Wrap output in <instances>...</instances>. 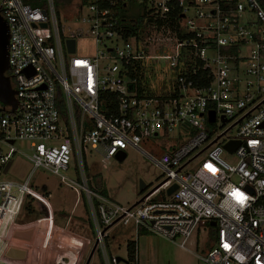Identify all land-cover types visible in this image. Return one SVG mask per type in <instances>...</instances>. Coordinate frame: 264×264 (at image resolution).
<instances>
[{"label": "built area", "instance_id": "obj_1", "mask_svg": "<svg viewBox=\"0 0 264 264\" xmlns=\"http://www.w3.org/2000/svg\"><path fill=\"white\" fill-rule=\"evenodd\" d=\"M131 1L89 0L76 19L64 21L54 0H45L46 10L22 0H0V18L9 34L6 76L17 102L15 111L0 105V264L21 262L6 257L10 248L23 250L26 261L33 251L34 261L45 264L55 229V244L70 238L75 250L90 245V239L65 235L66 230L55 226L47 189L29 187L37 169L83 196L104 264L127 263V258L109 259L105 251L103 231L116 224L172 243L180 238L182 250L193 233L207 230L195 242L204 249L195 255L201 263L264 264V8L259 0H136L145 3L153 18H166L173 4L179 8L189 37L179 40L170 31L154 32L173 44V55L160 59L177 68L185 48L210 79L201 87L195 72L191 77L180 74L177 96L139 97L127 67L142 60L143 52L133 40L123 39L114 9L118 4L127 9ZM67 40L74 41L72 53ZM209 111L215 114L213 123L207 121ZM222 126L226 128L220 131ZM184 127L189 129L183 142L160 158L140 148L160 133ZM16 141H27L31 151L27 159L32 170L23 183L2 177L17 152L12 147ZM227 143H235L232 152L223 148ZM127 148L146 156L165 175L142 202L130 207L101 194L87 161L90 154L109 160ZM223 153L233 161L225 162ZM70 172L73 178L67 176ZM172 185L176 189L167 195ZM28 202L37 203L33 206L39 217L20 222ZM136 263L135 251L130 264Z\"/></svg>", "mask_w": 264, "mask_h": 264}, {"label": "rangeland", "instance_id": "obj_2", "mask_svg": "<svg viewBox=\"0 0 264 264\" xmlns=\"http://www.w3.org/2000/svg\"><path fill=\"white\" fill-rule=\"evenodd\" d=\"M78 0H74L68 8L61 10L59 15L60 20H74L75 14L78 12ZM139 4H129L126 9L127 15H137L140 13ZM150 42L145 40L139 42L132 41L134 46H137L143 52L141 60L142 77L146 88L152 93H167L173 88L175 79V68L169 66V61L161 60L160 57L173 55V44L169 42L165 36L151 34ZM149 41V40H148ZM154 57V58H153ZM217 125L220 126L218 123ZM222 126L219 130L225 129ZM187 127L177 128L173 131L163 134L160 133L157 138L148 139L140 145V148L155 158L171 151L178 147L185 139V134L188 132ZM12 147L17 150L11 158V166L7 174L3 175L6 181L23 183L27 180L28 175L32 170L31 163L27 157L31 154L29 143L27 141H16ZM9 147H2L4 154L8 153ZM125 159L118 162L115 158L104 160L99 155L90 154L87 157L88 174L93 176L99 174L102 178L107 197L124 207H130L152 188L161 183L165 177L161 169L156 167L146 156L127 148L125 151ZM221 158L225 162H232L233 157L223 153ZM192 162L187 170L193 166ZM68 177L73 175L70 172ZM145 184V189L139 191V182ZM29 187L36 192H41L45 187L47 190L46 198L51 204L54 212L55 226L66 230L68 233L77 234L90 239V245L84 249L75 250L73 239L58 240L55 244V230L52 234V242L50 250L46 253L45 264H84L92 246L95 244V230L92 223L91 215L84 212L83 196L78 195L67 186L60 183L59 178L42 169H37L29 180ZM156 199H160V196ZM37 206V203H33ZM32 205V206H33ZM37 215L27 216L24 211L20 222H28L39 217L38 209H35ZM26 232V231H24ZM198 234V235H197ZM38 234L35 235V242ZM207 236V230L203 232H195L186 244L187 250L179 248L181 239L177 238L174 243L168 242L151 233L136 234L131 226L116 224L106 230V238L104 240L105 251L110 259L117 256L121 259H126L128 242H135L136 248V264H203L198 261L195 255H202L203 248L197 246L195 242L203 240ZM202 238V239H201ZM56 245L58 247H56ZM31 252V248L27 247ZM66 252V253H65ZM34 252H31V257L16 264H37L34 261ZM61 254H64L60 257ZM68 254V255H66ZM66 256V257H65ZM23 261V262H22ZM103 259L99 251H95L89 264H102ZM104 264V263H103Z\"/></svg>", "mask_w": 264, "mask_h": 264}, {"label": "trees", "instance_id": "obj_3", "mask_svg": "<svg viewBox=\"0 0 264 264\" xmlns=\"http://www.w3.org/2000/svg\"><path fill=\"white\" fill-rule=\"evenodd\" d=\"M24 4L30 7H39L43 10H46V2L45 0H22ZM74 0H54V6L57 15L59 16L61 10H65L69 6H71ZM78 9L84 7L89 3V0H78ZM129 4H137L136 0H132ZM140 13L137 15H127L126 9L123 8V4H118L115 6V12L117 16V24L122 30V37L125 41L133 40L135 42H139L140 40H147L148 37L151 36L156 31H161L163 29L164 32L170 31L172 35L177 37L179 40H183L189 37L184 29L181 26V18L179 8L173 4L171 7V12L166 18H153L148 16V12L146 9L145 3L139 4ZM79 16V11L75 14L77 18ZM181 58L179 60V65L175 68L176 75L173 82V88L167 93H152L150 92L143 82L142 77V66L140 61H133L130 66L127 67V78L128 80L134 84L136 87L137 95L139 97H174L177 96L176 91V77L180 74H184L187 77H191V74L195 72V79L199 80L198 86H207L210 79L207 77V73L199 69L195 65V61L190 57L189 53L185 48L181 49ZM109 96V94H107ZM111 95V94H110ZM59 111L62 117H65V109L62 104V101L59 102ZM103 109H107V104H103ZM208 126V125H207ZM209 128V126H208ZM91 176V175H90ZM92 177L93 183L100 190L101 194L107 196L106 190L102 181V178L99 174H95ZM44 190V189H43ZM36 208L32 206L31 202H28L24 207V213L27 216H35ZM146 234L144 231H139L138 235ZM213 239V231H211V238ZM127 249V263L130 264L134 261L135 258V242H128L126 245ZM103 264V262H102Z\"/></svg>", "mask_w": 264, "mask_h": 264}, {"label": "water", "instance_id": "obj_4", "mask_svg": "<svg viewBox=\"0 0 264 264\" xmlns=\"http://www.w3.org/2000/svg\"><path fill=\"white\" fill-rule=\"evenodd\" d=\"M68 29H66L67 32ZM9 41V34H8V26L7 24L0 18V105L5 108V107H10L12 111H15L17 107V102L14 97V92L11 89L10 86V81L9 78L6 76V72L8 70V42ZM66 45L68 48V52L72 53L74 52V41L73 40H67ZM215 120V114L213 111L207 112V121L208 123H213ZM218 138L213 140L211 144L215 143ZM210 144V145H211ZM235 143H227L223 146V148L228 151L232 152L234 149ZM126 155L125 153H121L115 156V159L118 162H122L125 159ZM12 162L9 161L6 166L3 169V174H7ZM145 189V184L140 181L139 182V191H143ZM176 189V185H172L168 190H167V195H170L174 190ZM149 194V193H148ZM146 194V195H148ZM145 196L140 198L137 202L134 203L133 206H136L140 202L143 201ZM210 226L214 227L215 223L212 222L210 223ZM108 228H106L103 232H105ZM19 237L22 238H27L28 233H18L17 234ZM96 251V244L92 246V249L85 261L84 264H89L92 256L94 255ZM6 257H8L11 260H24L25 258V252L23 250H18V249H13L10 248L6 252ZM118 261H123L121 258H118ZM57 264H63L62 262H59Z\"/></svg>", "mask_w": 264, "mask_h": 264}, {"label": "flooded vegetation", "instance_id": "obj_5", "mask_svg": "<svg viewBox=\"0 0 264 264\" xmlns=\"http://www.w3.org/2000/svg\"><path fill=\"white\" fill-rule=\"evenodd\" d=\"M259 1H260L261 6L264 8V0H259Z\"/></svg>", "mask_w": 264, "mask_h": 264}]
</instances>
